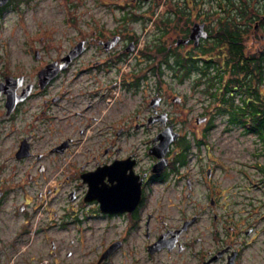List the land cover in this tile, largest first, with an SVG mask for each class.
Listing matches in <instances>:
<instances>
[{"label": "flooded vegetation", "instance_id": "af4514ba", "mask_svg": "<svg viewBox=\"0 0 264 264\" xmlns=\"http://www.w3.org/2000/svg\"><path fill=\"white\" fill-rule=\"evenodd\" d=\"M130 21L67 20L76 36H39L30 66L0 67V264H242L257 231L228 213V167L206 140L216 114L203 106L183 133L166 108L196 72L178 55L195 58L204 39L178 43L194 22L173 36L159 18L142 45Z\"/></svg>", "mask_w": 264, "mask_h": 264}, {"label": "rangeland", "instance_id": "374dc122", "mask_svg": "<svg viewBox=\"0 0 264 264\" xmlns=\"http://www.w3.org/2000/svg\"><path fill=\"white\" fill-rule=\"evenodd\" d=\"M135 1L139 2V6H133ZM179 1L14 0L0 23V67L6 64L14 67L21 62L30 66L33 62L28 51L32 49L30 45H38L35 41H39V36H43V42L64 40L59 38L60 36H76L78 31L75 25L78 22L68 27L67 20H109L125 15L131 20L127 25L130 33L135 35L138 42L143 45L146 39L151 40L157 35V19L166 16L170 2L178 4ZM203 2L201 6L204 10L216 6L215 3L210 4L208 0ZM127 4L132 7L126 9ZM149 16L151 19L147 20ZM153 20L155 21L152 22ZM108 23L111 25L110 22ZM143 23L145 25L142 26ZM169 32L172 34L171 30ZM261 34H263L262 31H259L255 39H252V34L249 36L247 44L249 51L255 52L257 48L264 49V42L258 43V36ZM67 43L62 42V45L65 46ZM196 77L195 73L192 74V78L179 85L174 83V92L181 95L183 101L180 107L170 103L166 107L177 111L172 117L176 121L178 130L183 133L195 129L193 128L194 115L201 111L206 103H200L202 102L200 94L193 91ZM164 78L167 82L168 74H164ZM194 89L196 91V88ZM225 121L226 117L216 115L214 127L206 140L209 146L221 155L228 167V177L222 182V186L227 190L225 203L228 213L232 215L233 221L243 220L245 224H252L257 231L253 234L254 241L244 251L242 264H264V185L261 183V173L257 174L256 170V164L263 165L264 158L258 159L253 156L256 150L254 136L242 134L239 129L225 130ZM197 131H200V128L197 127Z\"/></svg>", "mask_w": 264, "mask_h": 264}, {"label": "trees", "instance_id": "16d2710c", "mask_svg": "<svg viewBox=\"0 0 264 264\" xmlns=\"http://www.w3.org/2000/svg\"><path fill=\"white\" fill-rule=\"evenodd\" d=\"M208 1L216 6L204 10L203 0L170 2L166 16L159 18L176 35L187 32L192 21L204 22L207 38L195 58L179 54V65L195 69L207 98L204 108L226 117V130L257 137L264 156V52L247 48L256 22L264 33V0Z\"/></svg>", "mask_w": 264, "mask_h": 264}, {"label": "water", "instance_id": "95a60500", "mask_svg": "<svg viewBox=\"0 0 264 264\" xmlns=\"http://www.w3.org/2000/svg\"><path fill=\"white\" fill-rule=\"evenodd\" d=\"M8 0H0V6L4 5ZM207 31L204 28V23L202 22H194L191 26L190 33L187 39L182 40L178 39L179 42H184L186 43L189 39L193 40L194 44H197L200 39H206L207 38ZM112 43V42H109ZM75 52H78V48L75 47L72 49L71 53L69 54L70 56L73 54L75 55ZM69 56V57H70ZM173 101L178 102L179 98L175 97ZM202 119H197V122H200ZM177 134L173 132L172 126H167L164 131L161 133L159 136L160 138V143L157 145L159 148H163L162 150L165 151L171 141H173L176 138Z\"/></svg>", "mask_w": 264, "mask_h": 264}]
</instances>
